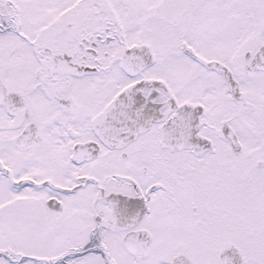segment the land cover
Masks as SVG:
<instances>
[{"label":"snow or ice","instance_id":"snow-or-ice-1","mask_svg":"<svg viewBox=\"0 0 264 264\" xmlns=\"http://www.w3.org/2000/svg\"><path fill=\"white\" fill-rule=\"evenodd\" d=\"M0 264H264V0H0Z\"/></svg>","mask_w":264,"mask_h":264}]
</instances>
